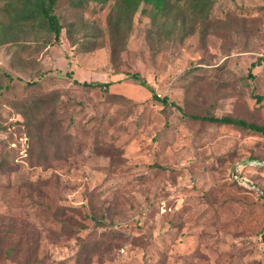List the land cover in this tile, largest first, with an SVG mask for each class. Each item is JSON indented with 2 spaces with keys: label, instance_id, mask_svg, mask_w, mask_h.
I'll use <instances>...</instances> for the list:
<instances>
[{
  "label": "rangeland",
  "instance_id": "374dc122",
  "mask_svg": "<svg viewBox=\"0 0 264 264\" xmlns=\"http://www.w3.org/2000/svg\"><path fill=\"white\" fill-rule=\"evenodd\" d=\"M37 1L0 0V264H264V134L192 117L264 125V0H58L59 39Z\"/></svg>",
  "mask_w": 264,
  "mask_h": 264
},
{
  "label": "trees",
  "instance_id": "16d2710c",
  "mask_svg": "<svg viewBox=\"0 0 264 264\" xmlns=\"http://www.w3.org/2000/svg\"><path fill=\"white\" fill-rule=\"evenodd\" d=\"M57 1L58 0H38L36 2L35 11H37L47 21L49 28L55 33L56 38L59 39L62 33L63 26L60 22L59 16L55 13L54 10ZM143 1L148 2L151 5H154L158 9V11L162 12L164 10H167V8H169L170 2L181 3L183 0H116L115 16L116 17L118 16L117 18H119L121 13H123L124 11L130 15L135 14ZM205 6H206V0H202L201 4L196 5V9L203 11L205 9ZM110 22L113 23V20L110 19ZM117 55H118V48L117 46L114 45L113 47L114 60L117 59ZM263 59H264V55L260 56L257 62H253V65L261 63ZM128 76L134 79L140 85L147 87L152 92L153 97L161 101L165 106L172 104L177 106L179 109H181V106L177 105L175 102H170L168 96H165L164 98H160L158 94L155 92L154 88L147 82L146 78H144L141 75V73L128 72ZM252 76L254 75L252 74ZM76 82L91 88H102L106 90H108L111 85V82H91V81L80 82L79 80H76ZM256 97L258 101H262L263 99L262 95H257ZM192 117L195 119H202L205 121H210L219 124H232L238 127H242L244 129H248L250 131L264 134V125H260L255 122H249L245 119L233 117L231 115L217 116V115L192 114ZM2 165H3V159L0 160V168ZM262 195L264 196L263 191H262ZM263 240H264V234H263Z\"/></svg>",
  "mask_w": 264,
  "mask_h": 264
},
{
  "label": "built area",
  "instance_id": "2783aa9c",
  "mask_svg": "<svg viewBox=\"0 0 264 264\" xmlns=\"http://www.w3.org/2000/svg\"><path fill=\"white\" fill-rule=\"evenodd\" d=\"M249 164L264 166V160H250ZM232 178L235 182L239 183L242 186L258 191L261 190L260 187L256 184V182L250 180L247 176L243 175L240 170L236 169L234 172H232Z\"/></svg>",
  "mask_w": 264,
  "mask_h": 264
}]
</instances>
